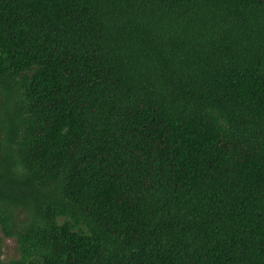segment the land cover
Returning a JSON list of instances; mask_svg holds the SVG:
<instances>
[{
  "label": "trees",
  "instance_id": "16d2710c",
  "mask_svg": "<svg viewBox=\"0 0 264 264\" xmlns=\"http://www.w3.org/2000/svg\"><path fill=\"white\" fill-rule=\"evenodd\" d=\"M0 264H264V0H0Z\"/></svg>",
  "mask_w": 264,
  "mask_h": 264
},
{
  "label": "rangeland",
  "instance_id": "374dc122",
  "mask_svg": "<svg viewBox=\"0 0 264 264\" xmlns=\"http://www.w3.org/2000/svg\"><path fill=\"white\" fill-rule=\"evenodd\" d=\"M0 254L5 261L19 257L18 243L14 238H6L0 231Z\"/></svg>",
  "mask_w": 264,
  "mask_h": 264
}]
</instances>
